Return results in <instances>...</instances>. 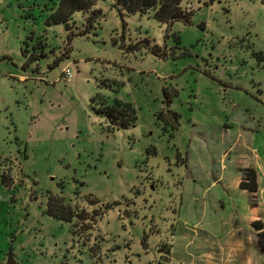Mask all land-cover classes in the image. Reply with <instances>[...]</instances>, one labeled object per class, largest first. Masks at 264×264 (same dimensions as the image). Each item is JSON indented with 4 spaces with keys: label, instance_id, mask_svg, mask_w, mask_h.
<instances>
[{
    "label": "rangeland",
    "instance_id": "obj_1",
    "mask_svg": "<svg viewBox=\"0 0 264 264\" xmlns=\"http://www.w3.org/2000/svg\"><path fill=\"white\" fill-rule=\"evenodd\" d=\"M59 2L0 0V262L158 264L164 245L183 260L214 229L247 235L234 180L247 149L264 161V2L186 0L191 21L167 25L100 0L86 36L91 12L49 24ZM117 102L127 129L101 113ZM51 195L88 220L50 216Z\"/></svg>",
    "mask_w": 264,
    "mask_h": 264
},
{
    "label": "trees",
    "instance_id": "obj_2",
    "mask_svg": "<svg viewBox=\"0 0 264 264\" xmlns=\"http://www.w3.org/2000/svg\"><path fill=\"white\" fill-rule=\"evenodd\" d=\"M100 0H60L58 6L54 8L53 13L49 16V24H65L69 29H71L70 23L72 22V16L77 13H90V17L87 19L86 29L83 34L79 36H86L91 30H94L98 20L101 18L100 11H93L96 7L97 2ZM115 7L119 10H123L128 16L140 14L143 16L153 15L154 19L162 24H174V23H186L191 21L194 15V10L186 8L184 5L186 0H114ZM264 2V0H262ZM121 15L124 16L123 12ZM75 34L73 33L72 36ZM150 46V41L145 42ZM40 46V47H39ZM46 44L43 40H40L38 46L35 47V52L30 53L29 48L24 51V54L30 63L37 62L40 57H45L44 49ZM41 48V50H39ZM122 48H125L124 46ZM151 49V48H150ZM40 52V55L38 53ZM151 53L158 57L164 56L162 52L159 51L158 47L154 46ZM67 57V55H62L61 58L57 59V63L62 59ZM28 65V64H27ZM27 65L24 69L27 68ZM107 116L109 122L112 124L113 129H127L131 127L135 122L134 110L130 104H123L117 102L113 107H107L101 111ZM178 119V114H174ZM242 181L240 183V189L250 197L249 203L255 208L257 207L258 199V176L257 172L253 168H242ZM47 213L56 218L65 221H73L74 218H82L83 220H88L87 216L85 218L81 215L75 214L71 207L65 204L64 199L60 197L49 196L48 210ZM102 210L95 212L92 217L93 221L100 217ZM86 213H84L85 215ZM77 226H74V229ZM253 231L257 239V248L259 252L264 256V223L262 221H255L252 223ZM91 229V228H89ZM88 229V230H89ZM87 230V231H88ZM75 232V231H74ZM76 233V232H75ZM79 235V234H78ZM159 262L158 264H171L172 258V246H163L160 250ZM4 263L0 264H22L16 259L13 249L10 250L5 256ZM65 264V263H61Z\"/></svg>",
    "mask_w": 264,
    "mask_h": 264
},
{
    "label": "crops",
    "instance_id": "obj_3",
    "mask_svg": "<svg viewBox=\"0 0 264 264\" xmlns=\"http://www.w3.org/2000/svg\"><path fill=\"white\" fill-rule=\"evenodd\" d=\"M253 166L258 176L259 186V205L253 208L249 202L237 203L234 205V213L238 223L240 222L247 228V235L243 234L240 227L230 226L227 229H214L210 232L209 237L204 240H193L194 248L186 256L187 259L178 260L175 258L174 249L172 248L171 264H264V256L257 248L256 235L252 228V223L262 221L264 223V206H263V188H264V161L255 154L256 150H249ZM242 168V167H240ZM223 177L214 178L212 186L220 182ZM224 179V178H223ZM234 186L240 188L242 175H238L234 180ZM240 190V189H239ZM242 191V190H241ZM246 195V192L242 191ZM247 201H248V195ZM238 215V216H237ZM198 241V242H197Z\"/></svg>",
    "mask_w": 264,
    "mask_h": 264
},
{
    "label": "built area",
    "instance_id": "obj_4",
    "mask_svg": "<svg viewBox=\"0 0 264 264\" xmlns=\"http://www.w3.org/2000/svg\"><path fill=\"white\" fill-rule=\"evenodd\" d=\"M0 29H1V24H0ZM63 75L65 76L66 82L68 83L72 82V80L74 79V75L70 67H67L66 69H64Z\"/></svg>",
    "mask_w": 264,
    "mask_h": 264
}]
</instances>
